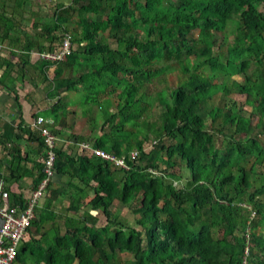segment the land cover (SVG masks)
<instances>
[{
  "label": "trees",
  "instance_id": "16d2710c",
  "mask_svg": "<svg viewBox=\"0 0 264 264\" xmlns=\"http://www.w3.org/2000/svg\"><path fill=\"white\" fill-rule=\"evenodd\" d=\"M43 33L40 53L70 44L50 98L82 96L73 115L90 129L71 135L76 154L56 150L20 251L36 243L34 264H264V0H70ZM65 107H51L50 130L66 124ZM33 131L21 130L45 151ZM44 156L32 191L47 179ZM3 192L8 206L27 207L30 198ZM112 207L139 215L140 229Z\"/></svg>",
  "mask_w": 264,
  "mask_h": 264
},
{
  "label": "crops",
  "instance_id": "0c3cea01",
  "mask_svg": "<svg viewBox=\"0 0 264 264\" xmlns=\"http://www.w3.org/2000/svg\"><path fill=\"white\" fill-rule=\"evenodd\" d=\"M26 1L29 0H0V43L4 46V49L0 51V81L3 76L14 73L16 76L18 73H21V84L13 87V90L11 87L10 90L8 89L9 92H7L0 83V144H2L1 138L5 136L4 128H6V126H8V139L11 137V139L15 140L10 142L7 141L3 146L1 145L2 149L0 147V183H2L3 187H9L11 193L17 196L20 195L25 201L31 196L33 180L38 174V167L35 164L42 162L43 153L39 152V145L29 141L27 139L28 135L23 134L21 130L31 128L30 125L32 120L39 117V115L34 114L35 111L44 108L51 109L56 102L54 99L50 98V93L53 90V83L51 89L46 92L45 97L41 94L44 83L42 84L27 75L30 69L29 67H31L30 65H33L35 71L39 70L40 76L46 72L48 80L49 74L47 72H49L48 69L50 66L44 64L47 63L46 61L41 63L38 60L40 54H43L40 53L38 49L40 46L46 48L47 41L41 39V37L45 36L43 33L44 29L40 30V34H36L33 31V27H37L38 25L35 21L32 25L33 21L30 19L31 14L23 11L25 7L24 4H27L25 3ZM24 38L30 41H32L31 39L33 38V41H29L25 45L24 42L26 39L24 40ZM38 39H40L41 42H39ZM26 56L30 58L29 62L28 60L22 59L23 57L26 58ZM53 69L54 67L51 69L52 79L54 76ZM48 97L51 100H49ZM58 99L59 98H57V100ZM30 102L35 104L30 106ZM68 104L70 103L68 102ZM46 120L54 123L52 119L47 118ZM4 123H6V126ZM55 128L56 131L54 130ZM55 128L53 132L56 133V138H59L57 130H62V128H59L58 125H55ZM31 131H33L32 128ZM57 141V149H63L71 155H74V148H78V146L72 144L71 136L67 140L62 141V144L57 143ZM16 142L18 143L17 149L15 148ZM58 142H60V140ZM59 146L61 147L59 148ZM27 148H29L30 151L27 152ZM12 157H14V159ZM12 168L14 171H17V174H14L15 177H12L10 171ZM24 192H26L27 196L24 195ZM6 203H8V201Z\"/></svg>",
  "mask_w": 264,
  "mask_h": 264
},
{
  "label": "rangeland",
  "instance_id": "374dc122",
  "mask_svg": "<svg viewBox=\"0 0 264 264\" xmlns=\"http://www.w3.org/2000/svg\"><path fill=\"white\" fill-rule=\"evenodd\" d=\"M25 3L27 4H24L25 7L23 8V11L28 13V14H31V21L32 22V25L34 23V21L37 23V27H33V31L36 33V34H40V30L42 29H45L46 27H53V24H54V16L56 15L57 11L58 10H61L63 6H66L67 4L70 3V0H29V1H26ZM28 4H31V5H28ZM27 5V7H26ZM29 7V8H28ZM46 26V27H44ZM57 35L56 36H59L60 35V32H57L56 33ZM34 38V37H33ZM33 38L31 39L33 41ZM26 38H24L25 40ZM30 40L29 39H26V41L24 42V44L26 45L27 42H29ZM30 41V42H32ZM39 42H41L40 39H38ZM39 44V43H37ZM36 44V45H37ZM28 58V59H27ZM22 59L24 60H28L29 62V57L26 56L23 57ZM39 62H44L46 60H43L40 58L39 56ZM42 60V61H41ZM47 63H44V64H47L49 65V72H47L49 74L48 76V80H47V76H46V72L42 74V76H40V73H39V70L38 71H35V67L33 65H30L31 67H29V72L27 73V75L30 77V78H34V80L36 81H39L43 84V89H42V92L41 94L44 95L46 97V92H48L50 89H51V85H52V71L51 69L54 67V71H56L57 67L54 63L50 62V61H46ZM41 63H40V68H41ZM27 69V68H26ZM9 73V72H8ZM10 74V73H9ZM15 74V73H14ZM14 74H11V75H8V76H3L0 83L2 84V86L4 87V89L8 91V89L10 90L11 87H12V90H13V87L17 86V85H20L21 84V81H20V74L21 73H18V75H14ZM67 74H65L66 76ZM47 80V81H46ZM20 82V83H19ZM41 91V90H39ZM154 91H151V94H153ZM52 94V91L51 93ZM82 96L78 95L77 93L75 94H72V93H62L60 94V98H61V103L62 104H65V108H67L68 110V113H67V116H66V124L65 125H62L63 128L62 130H57L58 132V141L60 140V142L57 141V143H61L62 144V141L64 140H67L72 134H85V133H88L89 132V125L87 123V120H84L83 118H80V117H75L73 114H78L79 111H80V108L82 106ZM59 98V99H60ZM38 99V98H37ZM49 99V97H48ZM107 99L108 96H107ZM147 100H149L150 98L147 97L146 98ZM51 100V99H49ZM101 102L103 103H108V100H105L104 102V99H99ZM54 101H57V98H54ZM238 101L243 103L245 102V98L244 97H238ZM68 102L70 104H68ZM53 103V102H51ZM35 103L33 102H30V106L31 105H34ZM245 104V103H244ZM246 107H244L243 109V112L244 114L246 113H249L248 110L249 108L247 107V104H245ZM84 108V106L82 107ZM82 110V109H81ZM109 111H115V108L114 107H110L109 108ZM34 114L36 115H39L41 117H43L44 119H47L48 117H51V111L50 109H39L38 111H35ZM94 120L95 121H98L102 118L101 114L97 111L94 113ZM105 117V116H104ZM4 125L6 126V123H4ZM56 125V124H55ZM55 125L54 128H55ZM101 125V123H100ZM59 128L61 126H58ZM53 128V129H54ZM56 131V128L54 129ZM65 132V133H64ZM4 133H5V136L1 138V142L2 144H0V147L2 149V146L4 143H7L10 142V141H15L13 139H11V137H9L8 139V126H6V128H4ZM64 133V134H63ZM138 135L139 136H143V132L141 131H138ZM18 141V140H17ZM21 144V143H19ZM2 145V146H1ZM61 146H59L60 148ZM15 148L17 149L18 148V143L16 142L15 144ZM26 148V146H25ZM27 152L30 151L29 148L26 149ZM78 151V148H74L73 150V153L75 154L76 152ZM39 152L40 153H44V149L39 147ZM73 155V154H72ZM176 171H178L179 173L181 174H184L183 171H180V169L177 167L175 168ZM56 182H60L62 181L63 184L61 185V187H64V184L65 182H67V179L66 178H61V179H58V178H55ZM186 176L183 175V179L180 183V185L182 184H185L186 183ZM9 182V181H8ZM56 186H60V185H56ZM24 195H26V192H24ZM31 195V194H30ZM20 196V195H18ZM43 197H44V193H43ZM86 196L83 197V202L85 205H83L82 207V212L81 214H86V210L88 209L87 205H86V202L88 201V198L85 199ZM68 197L67 195H64L63 193L60 194V197L56 200L54 206H53V210L57 213H60L61 214V219L59 220V223L60 225L63 226V221L65 219V215L66 212H64L65 208L69 207L70 204H69V201H68ZM7 199L6 197L3 199L2 201V204H1V208L3 209H10L12 206H8L7 205ZM41 200L39 201V204H40ZM75 202V200H74ZM43 203V201H42ZM41 203V204H42ZM17 206V205H16ZM15 207V206H13ZM111 211L116 215V217L118 218H123V219H126L128 222H130L131 224H133L135 227L139 228V226H137L135 223L137 222V220L139 219V215H136V214H133V213H130V212H123L122 209H117V208H114L112 207L111 208ZM69 216H74L73 213H68ZM91 217H90V222L91 223H95L97 226H101L104 224V218L101 216V214L98 212V211H93L91 212ZM63 228H62V232L63 233ZM53 233H51V235L49 234V236L53 237L54 235H52ZM38 238V237H37ZM37 240H41L40 238H38ZM25 241L23 240L22 242H20L19 244V249H18V254H19V258L21 259L22 262H17V264H34L33 262V259L32 257L29 255V251L32 250L34 247L37 248L36 243L34 242H29V240L26 241V248L24 249V251H20L21 247L25 244L24 243ZM42 249L46 247V244L45 243H40L39 245Z\"/></svg>",
  "mask_w": 264,
  "mask_h": 264
},
{
  "label": "built area",
  "instance_id": "2783aa9c",
  "mask_svg": "<svg viewBox=\"0 0 264 264\" xmlns=\"http://www.w3.org/2000/svg\"><path fill=\"white\" fill-rule=\"evenodd\" d=\"M4 46L0 43V51ZM70 52V44L68 39L63 41L62 48L58 53H43L40 58L50 61L54 64L61 62L65 55ZM52 122L47 121L43 117H37L32 120L30 127L36 131L43 139L45 144L44 173L47 179L41 182L38 188L32 191L28 205L25 209L19 206L3 209L0 207V264H17L16 254L20 242L25 237L26 230L34 219L33 209L40 199L43 190L47 185V181L52 177L54 166L55 153L57 150V138L52 130H50ZM82 150H87V145L80 146ZM91 153L103 160L110 161L117 166L124 167L122 158H117L109 155L100 149H91ZM137 157V152L130 153V159L134 160ZM6 195L3 192V185L0 183V200H3Z\"/></svg>",
  "mask_w": 264,
  "mask_h": 264
}]
</instances>
